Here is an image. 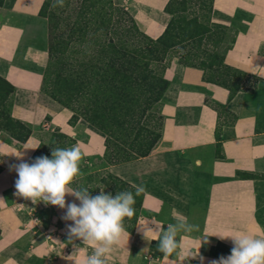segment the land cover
<instances>
[{
    "label": "crops",
    "instance_id": "1",
    "mask_svg": "<svg viewBox=\"0 0 264 264\" xmlns=\"http://www.w3.org/2000/svg\"><path fill=\"white\" fill-rule=\"evenodd\" d=\"M0 1V76L16 87L13 117L60 129L76 138L73 146L82 157L104 162L105 134L79 122L83 135H78L70 110L42 94L49 54V22L41 14L45 0ZM113 1L149 37L164 33L170 0ZM213 8L214 21L239 30L225 62L259 80L232 96L230 89L206 80L201 68L172 60L165 72L169 85L161 100L157 145L146 155L95 170L109 171L144 192L134 233L125 230L119 245L107 246L111 250L99 257L104 264H211L229 257L236 246L220 236L264 238V176H258L264 172V0H214ZM41 142L35 130L25 142L0 134V264H85L105 245L70 232L76 224L67 206L81 205L71 183L63 208L14 195V166L29 163ZM170 227L178 247L165 257L159 243Z\"/></svg>",
    "mask_w": 264,
    "mask_h": 264
},
{
    "label": "trees",
    "instance_id": "2",
    "mask_svg": "<svg viewBox=\"0 0 264 264\" xmlns=\"http://www.w3.org/2000/svg\"><path fill=\"white\" fill-rule=\"evenodd\" d=\"M57 2L45 0L41 8V14L49 22V62L42 88L50 89L60 103L74 111L73 119L81 115L105 134L104 158L110 164L146 155L159 142L162 124L155 131L141 121L145 117L148 120L155 104L160 112L161 100L169 85L165 72L174 58L181 64L201 68L206 80L230 89L232 96L244 87L232 88L234 84L227 72L238 74L244 82H252L251 86L259 80L256 75L225 62L239 30L213 20L214 0L209 2L205 19L192 11L196 0H170L166 6L170 20L164 33L156 39L149 37L131 13L125 7L116 6L113 0H82L75 20L72 22L69 18L65 22L67 32L58 36L66 19L55 10L49 11ZM80 54L85 59H78ZM15 91L16 87L0 76V134L7 132L25 142L32 135L33 126L13 117ZM160 118L163 119L161 114ZM70 124L73 125L71 119ZM217 137L221 143L219 129ZM58 139L63 140L65 148L76 143V138L65 133H60ZM42 148L40 145L28 164L35 163ZM105 172L112 182L108 183V189L121 192L126 188L136 193L133 185ZM239 176L250 175L239 173ZM143 196V191L137 195L134 216L125 218L129 225L124 224L123 228L130 233H134L141 217Z\"/></svg>",
    "mask_w": 264,
    "mask_h": 264
},
{
    "label": "clouds",
    "instance_id": "3",
    "mask_svg": "<svg viewBox=\"0 0 264 264\" xmlns=\"http://www.w3.org/2000/svg\"><path fill=\"white\" fill-rule=\"evenodd\" d=\"M52 156L53 159L42 157L33 164L21 162L14 166L18 176L15 180V196L31 199L33 203L42 199L46 203L65 207V195L72 191L68 185L80 172L78 162L82 159V152L79 147L73 146L56 149ZM133 187L136 188V195L143 191L140 187ZM72 194L81 200V205L72 203L67 206L68 218L76 224V227L70 228V232L91 241L93 245L97 242L105 245L97 247L95 254L85 261V264H104L99 257L111 250L107 246L120 244L125 235L122 221L135 214V197L131 192L119 194L115 198L103 193L92 198L87 196L86 191H72ZM174 237L175 232L170 227L160 240L159 250L165 257L178 247ZM220 238H231L236 246L229 257L213 260L211 264H264V238L242 234H227Z\"/></svg>",
    "mask_w": 264,
    "mask_h": 264
},
{
    "label": "rangeland",
    "instance_id": "4",
    "mask_svg": "<svg viewBox=\"0 0 264 264\" xmlns=\"http://www.w3.org/2000/svg\"><path fill=\"white\" fill-rule=\"evenodd\" d=\"M67 1L68 0H58L56 5L55 4L52 5L53 9L49 8V11L55 10L57 14H59L62 18H64V20L66 19L65 21L62 22V24L60 26V30L57 33L58 36H60L61 33H63V32H67L65 22L69 18H71L72 22H73V20H75V16H76L75 13H76V11H78L79 5L81 4L82 0H71L69 3H67ZM209 2H210V0H196V4L194 5L192 11L199 14L200 16H203V19H205L206 16H208V14H209V12H208L209 11L208 10ZM106 9H107V12L110 13V8L106 7ZM126 40H125V42H126ZM204 43H205V41H204ZM71 44L74 45V41H71ZM80 48H82V47H80ZM202 48L205 49L206 45L204 44V46H202ZM89 56L90 55L88 54L87 58ZM80 58L85 59V57L82 54L78 55V59H80ZM174 59H177V58H174ZM48 62H49V54H48V60L43 67V79H44V72L46 71ZM227 73H228L227 77L230 79L231 83L234 84L232 86V88H236L238 86L244 87V88H250L251 87L252 82H246V81L244 82V80L242 81V78L241 77L239 78L238 74H237V76H235V74L232 72H227ZM234 81H235V83H234ZM42 94H44V96H46L47 100H51L52 103H55L58 106V108H62V109L66 108V109L70 110V113L73 116L74 111H72L69 107H66L64 105V103H60L58 101V98L54 95V93H52L50 91V89L44 90L42 88ZM160 114L161 113L159 112V108L155 104L154 107L150 110L149 116H147L148 120H146V117H145L144 120L141 121V124L146 125V123H147V125L149 126V128L151 130L158 131L159 125L162 124V122H163V119L160 118ZM72 116H71V123L73 124V126H76L77 131L79 133L78 135H83V133H82L83 132V123L87 122V121L81 115H78V119H73ZM79 122H83V123H79ZM32 129H33V131L35 130V133L38 134L42 140V144H40V145H42L43 148H42V152L40 153L38 158L47 157L49 159H53L52 153L54 150H56V149H69V148L62 147L63 140L58 139V135L60 133H63V132H61L60 129L57 130V129L51 128L49 130L48 128H44L42 126H36V127L33 126ZM1 136L4 138H7V139L13 138L7 132H2ZM104 160L105 161L102 162V161L98 160L97 158L93 157L88 161L84 157H82V159L78 162V167L80 169V172L75 177V179L71 182V185H74L77 188H82L83 190H81V193H85V191H86L87 196L90 197V195H91L92 198L101 195V193L115 198L119 194L130 192V190H127L126 188H123L121 192H118V190L112 191V190L108 189L109 184L111 182V180L108 178L109 177L108 174L102 170L97 171V172L95 171L99 167L104 166L106 163H108L106 158ZM254 176H256V175H254ZM258 176H264V172L263 173L258 172ZM104 178H106L105 179V180H107L106 182L105 181L102 182ZM113 192H115V194ZM133 196L135 197V202H137V195L133 194ZM134 209L136 212L137 209L135 206H134ZM125 218L122 221V226L124 224L129 225L125 221Z\"/></svg>",
    "mask_w": 264,
    "mask_h": 264
}]
</instances>
